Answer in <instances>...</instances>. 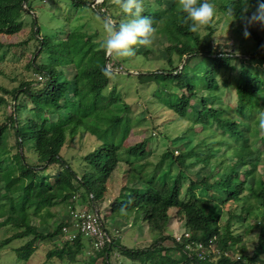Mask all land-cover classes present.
Instances as JSON below:
<instances>
[{
  "label": "trees",
  "instance_id": "1",
  "mask_svg": "<svg viewBox=\"0 0 264 264\" xmlns=\"http://www.w3.org/2000/svg\"><path fill=\"white\" fill-rule=\"evenodd\" d=\"M30 1L0 0V36L21 32V18L31 11ZM67 1L72 11L85 7L98 19L110 16L119 23L127 18L112 0H101L95 5L90 4L92 0ZM239 1H244V6L245 0H230L220 9L225 13L229 3L236 8L235 21L243 34V20L236 6ZM250 1L248 11L253 12L256 0ZM142 15L153 21L165 66L151 71L136 70V74L126 69L121 74L140 85L153 84V94L165 109L176 119L187 122L184 132L193 131L196 136L211 132L207 135L208 142L202 138L196 144L204 148L203 153L166 148L154 165L146 160L151 152L145 140L125 148L136 159L124 161L125 181L110 207L118 203L125 210L139 211L148 228L156 232L155 236L141 248L122 245L107 230L103 217L110 240L102 249L95 250L90 240L80 235L72 242L61 240V227L70 218L58 220L51 231L41 226L45 219L43 210L52 206L63 204L69 209L76 204L97 205L104 200L107 182L121 160L120 146L102 142L81 156L78 168H73L72 160L63 156L62 148L80 128L95 135L101 127L114 130L124 123L123 138L129 134L130 107L120 98L103 69L116 68L117 63L128 64L134 58H148L151 49L137 47L136 55L128 59L108 57L95 42L99 30L89 33L67 29L54 37L42 34L34 18L29 38L16 43L0 42V47H22L34 39L35 51L27 67L40 77L35 82L22 81L13 88L0 85V106L8 103L11 108L0 122V229L11 230L0 240V251L10 241L26 238L13 249L17 259L26 260L39 241L57 237L60 242L48 249V258L75 259L89 246L94 259L102 264H111L112 253L138 264H264L260 262L264 254V178L258 173L259 157L254 149L256 143L264 144V131L259 123L252 125L254 108L264 104V48L261 47L264 38L251 26L249 39L255 50L238 56L225 55L211 44L213 26L204 28L203 34L188 30L177 0H144ZM41 56L46 58L45 62ZM191 60L196 61L191 63ZM233 61H238L239 66L231 108L219 100L221 88L229 83L227 79L220 83L218 73L235 69ZM253 62L261 68L252 70L249 64ZM67 69L72 71L70 77L65 74ZM236 118L245 125H240ZM223 144L236 148L230 161L224 158L227 161L224 169L221 159L213 164V172L196 178L188 175L187 170L197 163L206 167L211 157H221L222 152L217 150L219 153L213 154L210 150ZM26 148L32 155L27 154ZM166 159L170 160L168 170L156 175ZM172 170L175 172L169 174ZM252 200L261 208V217L257 220L258 233L252 252L246 256L245 248L240 245L241 235L231 230L232 212L229 210L222 222L220 219L229 203H240L237 217L245 218L252 212ZM173 217L183 220L188 230V235L182 234L179 241L167 233ZM35 219L38 221L34 222ZM197 243L204 248L213 246L216 251L202 260L185 247L186 244L195 247Z\"/></svg>",
  "mask_w": 264,
  "mask_h": 264
},
{
  "label": "rangeland",
  "instance_id": "2",
  "mask_svg": "<svg viewBox=\"0 0 264 264\" xmlns=\"http://www.w3.org/2000/svg\"><path fill=\"white\" fill-rule=\"evenodd\" d=\"M100 1L101 0H92L90 4L95 5ZM228 1L230 0H212V2L216 4L217 14L213 20L214 33L211 37V44L220 50V48L216 46V43L221 44L228 40L231 42L232 52L239 50L240 54L251 53L255 50L252 40L249 38L245 39L240 31L238 23L236 21L231 23L230 19L227 18L224 15V12L220 9L221 5ZM30 2L31 11L23 14L21 18L23 23V29L21 32L14 35H1L0 42L16 43L29 38L32 28V19L35 18V21L40 26L41 33L54 37L61 35L63 31L66 32L67 29H79L89 33H94L96 30H99L100 35L95 38V42L102 48V44L105 40V33L102 24L100 19H98L95 14H92L87 8L81 7L77 11H72L68 6L67 0H31ZM242 2L244 1H239L237 3L236 6L238 9H241L243 6ZM250 2H252V0ZM251 13L252 12L248 11L246 14L250 15ZM253 28L264 38V28L259 25H254ZM204 32L205 30L202 29L200 34H203ZM35 45V40L31 39L22 47L12 45L0 47V85L7 88H13L18 86L22 81L35 82L36 79H39L33 70L27 67L32 52L35 51ZM149 48L151 49V53L148 58H134L131 59L128 64L117 63L116 68L108 66L114 72V75L110 77L111 85L115 86L120 98L130 107L129 120L131 130L129 134L123 138L124 133L122 126L124 123H121L118 128L114 130H104L105 128L101 127L95 135H92L89 132L84 133V129L80 128L78 133L72 139H68L62 148L63 156L67 160H72L71 165L73 168L75 166L78 168L81 156L91 151L102 142H112L120 146L119 155L121 160L111 174L106 185L104 200L97 204V208L101 215L105 217L104 224L107 230L110 233H113V229H117L119 232V234L116 235L118 237V242L122 245L133 248H141L148 245L156 232L148 228L139 211L125 210L124 208H120L118 203L115 207H110L111 200L118 194L119 187L125 181V173L123 170L126 165L124 164V161L136 159V157L128 155L125 152V148L141 139L145 140L147 147L150 148L151 152L146 160L154 165L158 160V155L166 148L170 150L175 148L180 151L193 149L194 151L197 150L198 153H203L202 150H204V148L196 144L202 138L203 141H207V135L211 133L210 131H206L196 136L193 131L184 132L187 122L176 119L174 115H171L165 109L162 102L153 94V84L140 85L135 79L126 78L121 74L124 73L126 69H129L130 73L136 74V70L151 71L165 66L161 41L155 38L153 44ZM40 59L43 62L46 61L44 56H41ZM40 59H38V61H40ZM174 61L175 63L177 62L176 57H174ZM195 61L196 60H191L190 62L193 63ZM232 63L236 64L235 69L230 71L221 70L218 73V81L220 83L224 79H227L229 83L228 86L221 88V91L219 92V100L222 104H229L231 108L234 106L233 101L235 99V93L233 84L238 72L239 62L233 61ZM249 67L252 70L261 68V66L257 65L255 62L249 64ZM65 74L67 77H70L72 71L67 69L65 70ZM108 90L109 87L105 92H108ZM202 93L205 94L206 92L203 91ZM10 111L11 108L8 103L0 106V122L5 120V117ZM262 111H264V104L254 108L255 115H253L252 118V125L259 123L257 118ZM236 119L240 125L241 123L242 125H245L239 118ZM195 128L196 130H199V126H196ZM217 134L219 133L217 132ZM8 142L12 143V140L9 139ZM254 149L259 157L257 167L258 173L264 178V144L258 142L255 144ZM217 150L222 152L221 157H211L206 167H202L201 163H197L193 168L187 170L188 175L192 178H196L200 176V174L212 171L214 170L213 164L218 161L220 162L221 159L223 160L221 168L224 169L226 167L225 162H227L226 160L224 161V158L226 157V159L230 161L236 148L234 146L227 147L223 144L219 146L218 149L214 148L213 151H210L213 154H216L218 152ZM26 151L28 155L31 154V151L28 148H26ZM195 156H197V154ZM141 160L142 159L138 162H141ZM169 161V159L164 161L163 165L159 167L156 175L160 176L168 170ZM174 172L175 170H172L169 174H173ZM185 185L186 184L184 183L181 197H183ZM240 205V203H229L225 205L224 213L221 216L220 222L227 217L228 211L230 210L234 215L231 219V230L233 234L241 235L242 242L240 245L245 248V255L249 256L257 238V220L261 217V208L258 207L255 200H252V212L245 218L239 219L237 214L239 213ZM171 211L172 209L170 212ZM43 213L45 219L41 222V226L48 231L53 230L55 223L58 220H69L70 218L69 209L63 204L52 206L47 211L43 210ZM37 221V219L34 220V222ZM185 231L188 230L186 229L184 221L173 217L168 226L167 233L170 234V236H174L175 234H180ZM10 233L11 230L9 228H1L0 240L4 239ZM25 240L26 238L14 239L1 248L0 264H102L100 261L94 259L95 256L92 252L93 250L89 246H87V249L83 254L77 255L75 259H70L66 256H63L61 259L56 257H46L48 249L60 242V239L57 237L54 239L39 241L37 248L28 259L19 260L16 258L13 249L23 244ZM167 244L170 243L167 242ZM110 262L111 264H118V262L122 264H138L114 253L110 255ZM260 262L264 263V254L260 256Z\"/></svg>",
  "mask_w": 264,
  "mask_h": 264
},
{
  "label": "clouds",
  "instance_id": "3",
  "mask_svg": "<svg viewBox=\"0 0 264 264\" xmlns=\"http://www.w3.org/2000/svg\"><path fill=\"white\" fill-rule=\"evenodd\" d=\"M112 2L126 14L127 18L119 23L110 16L99 18L105 33L102 48L108 57L132 58L136 55L137 47L147 48L153 44L156 32L153 21L150 17L142 15L144 0H112ZM177 6L184 14L183 22L190 32L198 33L204 28L213 26L217 7L212 0H177ZM248 7V0H245L244 6L240 9L245 39L251 35L249 32L251 26L259 25L264 28V0H256L255 10L250 15H245L248 13ZM224 15L232 23L236 20V8L231 3L227 4ZM216 46L225 55L238 56L240 54L239 50L231 51V42L228 40L225 43H216ZM261 47L264 48V45ZM103 74L112 77L114 72L110 67H105ZM257 119L260 130L264 131V111L259 113Z\"/></svg>",
  "mask_w": 264,
  "mask_h": 264
},
{
  "label": "built area",
  "instance_id": "4",
  "mask_svg": "<svg viewBox=\"0 0 264 264\" xmlns=\"http://www.w3.org/2000/svg\"><path fill=\"white\" fill-rule=\"evenodd\" d=\"M69 214L70 222L63 225L60 230L61 240L72 242L80 235L90 240L95 250L102 249L106 243L109 242L110 237L103 224L104 218L96 204L84 203L75 205L74 208H69ZM113 234L118 235V230L115 229ZM182 234L187 236L188 231L175 234L173 237L175 240L179 241ZM185 247L189 250H193L202 260L207 259L211 252L216 251L213 246L204 248L201 243H197L195 247L186 244ZM234 257L236 259L239 258L238 254H235Z\"/></svg>",
  "mask_w": 264,
  "mask_h": 264
}]
</instances>
